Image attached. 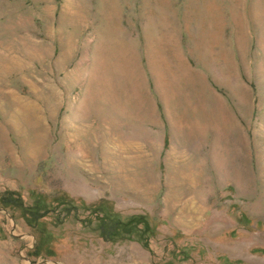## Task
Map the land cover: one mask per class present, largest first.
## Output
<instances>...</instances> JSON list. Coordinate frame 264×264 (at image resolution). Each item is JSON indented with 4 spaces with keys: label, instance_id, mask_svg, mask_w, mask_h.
Instances as JSON below:
<instances>
[{
    "label": "rangeland",
    "instance_id": "1",
    "mask_svg": "<svg viewBox=\"0 0 264 264\" xmlns=\"http://www.w3.org/2000/svg\"><path fill=\"white\" fill-rule=\"evenodd\" d=\"M7 192L0 264H264V0H0Z\"/></svg>",
    "mask_w": 264,
    "mask_h": 264
},
{
    "label": "trees",
    "instance_id": "2",
    "mask_svg": "<svg viewBox=\"0 0 264 264\" xmlns=\"http://www.w3.org/2000/svg\"><path fill=\"white\" fill-rule=\"evenodd\" d=\"M0 205L5 208L21 210L25 221L31 227H37L48 211H51L47 203L39 200L31 206H27L23 198L13 192H7L0 196ZM98 222V229L104 239L137 241L149 248L151 228L148 219L142 216L124 219L118 214L106 212L102 214Z\"/></svg>",
    "mask_w": 264,
    "mask_h": 264
}]
</instances>
